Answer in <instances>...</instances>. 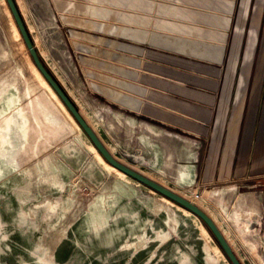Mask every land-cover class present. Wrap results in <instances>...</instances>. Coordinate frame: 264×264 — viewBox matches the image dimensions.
Instances as JSON below:
<instances>
[{
	"label": "rangeland",
	"instance_id": "374dc122",
	"mask_svg": "<svg viewBox=\"0 0 264 264\" xmlns=\"http://www.w3.org/2000/svg\"><path fill=\"white\" fill-rule=\"evenodd\" d=\"M16 2L44 63L111 153L202 207L242 262L254 264L197 192L222 171L234 128L229 177L264 178V65L252 104L264 0H249L239 37L243 0ZM159 53L218 74L213 136L143 120L96 93L101 83L117 86L113 78L126 81L133 55L139 65ZM0 264H232L199 217L102 157L35 66L7 0H0Z\"/></svg>",
	"mask_w": 264,
	"mask_h": 264
},
{
	"label": "crops",
	"instance_id": "0c3cea01",
	"mask_svg": "<svg viewBox=\"0 0 264 264\" xmlns=\"http://www.w3.org/2000/svg\"><path fill=\"white\" fill-rule=\"evenodd\" d=\"M248 2L249 0H243L239 14V28L236 30L235 37H239L242 33ZM133 57V61L126 70V81H117L113 78V82L118 85L114 84L112 87H108L105 82L101 83L96 86L98 95L103 98L108 97L113 104L122 109H128L143 120L153 121L159 125L172 123L173 127L187 130L188 133L197 137L213 136L217 93L222 88L217 81L218 74L215 70H209L208 66L200 65L193 68L192 64L184 65L183 59L178 57L169 59L161 53L148 55L143 64L139 65L135 55ZM263 65L264 49L258 66L252 104L255 103L261 87ZM103 78L106 79V76L103 75ZM233 130L225 150L222 171L219 174L215 173L216 180H212L213 178L203 180L200 183L202 186L245 180L236 175L229 177V171L226 172L238 132L235 128ZM220 220L223 222L221 218Z\"/></svg>",
	"mask_w": 264,
	"mask_h": 264
},
{
	"label": "water",
	"instance_id": "95a60500",
	"mask_svg": "<svg viewBox=\"0 0 264 264\" xmlns=\"http://www.w3.org/2000/svg\"><path fill=\"white\" fill-rule=\"evenodd\" d=\"M7 2L28 46L35 66L61 98L81 128L89 136L102 157L109 164L128 176L149 186L156 192H159L197 215L206 224L231 263L242 264L221 230L202 207L150 179L146 175L130 168L110 152L69 93L66 92L55 75L47 69V66L41 60L38 48L34 43L16 0H7ZM199 193H201L203 200L216 211L231 234L242 244L254 264H264V178L205 185L202 190H199Z\"/></svg>",
	"mask_w": 264,
	"mask_h": 264
},
{
	"label": "bare ground",
	"instance_id": "6f19581e",
	"mask_svg": "<svg viewBox=\"0 0 264 264\" xmlns=\"http://www.w3.org/2000/svg\"><path fill=\"white\" fill-rule=\"evenodd\" d=\"M51 86V85H50ZM55 91V90H54ZM57 94V93H56ZM58 95V94H57ZM60 98V97H59ZM61 99V98H60ZM63 102V101H62ZM68 109V108H67ZM70 112V111H69ZM71 113V112H70ZM91 124V123H90ZM96 131V130H95ZM111 152V151H110ZM100 153V152H99ZM111 165V164H110ZM114 167V166H113ZM116 168V167H115ZM119 170V169H118ZM121 171V170H120ZM124 173V172H123ZM127 175V174H126ZM177 193V192H176ZM179 194V193H178ZM182 196V195H181ZM184 197V196H183ZM185 198V197H184ZM186 199H188V198H186ZM189 200V199H188ZM189 201H191V200H189ZM192 202V201H191ZM194 203V202H193ZM196 204V203H195ZM186 209V208H185ZM188 210V209H187ZM189 211V210H188ZM191 212V211H190ZM207 212V211H206ZM208 213V212H207ZM194 214V213H193ZM209 214V213H208ZM197 216V215H196ZM209 216H211L210 214H209ZM198 217V216H197ZM211 218H212V216H211ZM213 219V218H212ZM213 221L215 222V220L213 219ZM215 224L218 226V224L215 222ZM218 228L220 229V227L218 226ZM221 230V229H220ZM221 232H222V230H221ZM222 234L224 235V237L226 238V236H225V234L222 232ZM226 240L228 241V243H229V245L232 247V249L235 251V249L233 248V246L231 245V243L229 242V240L226 238ZM235 253L237 254V252L235 251ZM237 256L239 257V255L237 254ZM239 259L241 260V258L239 257ZM241 262H242V260H241ZM242 264H244L243 262H242Z\"/></svg>",
	"mask_w": 264,
	"mask_h": 264
},
{
	"label": "trees",
	"instance_id": "16d2710c",
	"mask_svg": "<svg viewBox=\"0 0 264 264\" xmlns=\"http://www.w3.org/2000/svg\"><path fill=\"white\" fill-rule=\"evenodd\" d=\"M41 57V56H40ZM41 60L43 61L42 57H41ZM44 62V61H43ZM45 64V63H44ZM46 65V64H45ZM47 69L50 71V69L47 67ZM206 225V224H205Z\"/></svg>",
	"mask_w": 264,
	"mask_h": 264
},
{
	"label": "built area",
	"instance_id": "2783aa9c",
	"mask_svg": "<svg viewBox=\"0 0 264 264\" xmlns=\"http://www.w3.org/2000/svg\"><path fill=\"white\" fill-rule=\"evenodd\" d=\"M197 193H199V192H197Z\"/></svg>",
	"mask_w": 264,
	"mask_h": 264
}]
</instances>
